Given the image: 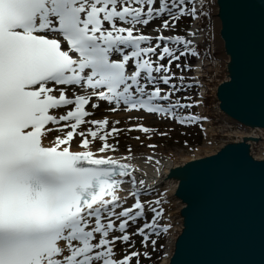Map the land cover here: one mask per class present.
Instances as JSON below:
<instances>
[{"label":"snow or ice","instance_id":"snow-or-ice-1","mask_svg":"<svg viewBox=\"0 0 264 264\" xmlns=\"http://www.w3.org/2000/svg\"><path fill=\"white\" fill-rule=\"evenodd\" d=\"M206 8V0H0V264L150 258L130 249L139 236L155 250L169 233L167 201L143 198L155 189L131 146L120 153L119 137L155 130L90 117L103 102L181 125L207 119L185 111L202 101L179 95L194 86L181 61L201 55L202 28L191 25L209 17ZM155 21V35L145 33Z\"/></svg>","mask_w":264,"mask_h":264},{"label":"water","instance_id":"water-1","mask_svg":"<svg viewBox=\"0 0 264 264\" xmlns=\"http://www.w3.org/2000/svg\"><path fill=\"white\" fill-rule=\"evenodd\" d=\"M206 4L205 54L218 64L208 102L229 127L213 151L163 175L178 206L166 264H264V0ZM234 125L243 132L227 134Z\"/></svg>","mask_w":264,"mask_h":264},{"label":"rangeland","instance_id":"rangeland-1","mask_svg":"<svg viewBox=\"0 0 264 264\" xmlns=\"http://www.w3.org/2000/svg\"><path fill=\"white\" fill-rule=\"evenodd\" d=\"M155 24H159V21H155L154 24L149 25L144 29L145 33H149L155 35L152 32V28ZM189 26V21L185 20L183 23L178 25V29L181 34H183V30H186ZM171 33L165 32L164 35H170ZM181 63H187L189 66H192L193 60L189 59L187 61L182 60ZM191 70V68H190ZM190 70H186L183 72V75L187 77L186 83H192L189 77ZM173 71L180 73V70L175 68L173 65ZM181 74V73H180ZM194 86L191 89H187L179 93L181 97H190V101L186 102H195L197 101L196 95L193 91ZM207 107V103H206ZM109 105L101 102L100 107L95 110V115L90 117V119H103L107 117L110 123L115 121H120L119 125H116L119 128H123L127 130L132 125L143 124L147 127H150L155 130V133L152 134H143L141 132H123L119 137V147L121 150L125 151L126 146H131L133 152H156L159 155H170L173 157H179L182 155H187L194 150L197 149L199 145H203V139L205 134V124L204 121H199V123H192L187 125H181L176 123L170 119H162L154 114H146L144 112H126L124 110H118L116 112L108 111ZM199 106H195L189 110H185L187 113L194 114L196 116H200ZM167 133L165 136H161L160 133ZM151 136L149 139L148 136ZM136 136L141 137V141H137L135 139ZM149 144H154L157 147L155 149L147 147ZM176 204L175 202L173 205ZM150 215V214H149ZM130 232L135 231L134 228L129 229ZM167 234H162L161 237L157 238V245L155 246V250L149 244V246L145 249L141 246V237H134L135 248L130 249V251H147L150 254V258L141 257V264H160L163 259L164 251L167 243ZM155 238V237H154ZM126 247V246H124ZM118 255L122 254L123 249H116ZM133 264L135 262L133 261Z\"/></svg>","mask_w":264,"mask_h":264},{"label":"bare ground","instance_id":"bare-ground-1","mask_svg":"<svg viewBox=\"0 0 264 264\" xmlns=\"http://www.w3.org/2000/svg\"><path fill=\"white\" fill-rule=\"evenodd\" d=\"M202 24H203V20L201 19L200 21L196 22L194 25H191L192 27H200L202 28ZM206 31H204V29L202 28V31L200 32L199 36H198V40H199V44H200V50H201V55L198 57V63L197 65L199 67H204L205 71H207V67H211V69L209 71H207L208 77L210 78V76L214 79V75H215V70H213L212 67H216L217 61H212L211 57L209 55H206ZM211 86H209L210 88ZM207 83L203 84V96H200V100L202 101L200 103V110H201V116H203V114L208 115V111L211 110V120L213 121V109L211 108V106L208 105V95H207ZM206 103H207V107H206ZM210 107V108H209ZM64 110H61V112H63ZM210 121H207V125H206V130H205V134H204V143H202L203 145H199L197 147L196 150H194V152L187 154V155H182L179 157H173L170 155H159L156 152H134L135 156H136V160L134 161V163H136L138 166H140L141 168H143L144 172L147 174L146 175V180L147 182L155 189V192L153 193V195L151 197L145 196L143 197L144 199H148V198H156V194H162L165 198V200L167 201V203L164 204V207L166 209V217L168 218V222H170L172 224V228L170 229L169 233H168V237H167V243H166V248L164 251V256L162 261L160 262V264H166L167 259L171 253V249H172V243H173V238L174 235L176 234V231L178 229V221H177V217H176V211L178 207L176 204L173 205V203H176V200H174L171 197V192L173 190V184L167 181L163 180V175L164 173L167 171L168 167L172 165V163H176L180 160L183 159H190L193 157H197L203 153L206 152H210L213 151L215 149V147L218 145L219 140H215V135L217 133H214V130L219 128L220 131H225V129L227 127H229V124H223L216 126L215 128L207 131L208 126L210 125ZM224 127V128H223ZM226 127V128H225ZM234 127L236 128H228L227 129V134L231 133H235V134H241L243 132V130L238 127L237 125H234ZM238 127V128H237ZM240 128V129H239ZM207 133H211L208 134ZM208 137V138H207ZM73 148L74 150H76L75 148V143L73 144ZM120 153H124L123 150L120 149ZM260 154H264V140L261 143L260 146V150H259ZM148 156H153L154 159L152 161H147V157ZM157 161L159 163H157ZM131 200H129V204H131Z\"/></svg>","mask_w":264,"mask_h":264}]
</instances>
